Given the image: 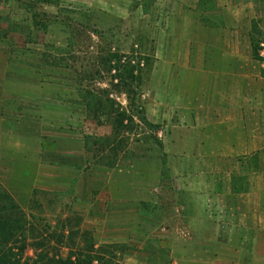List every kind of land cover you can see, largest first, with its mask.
<instances>
[{"label": "crops", "instance_id": "obj_1", "mask_svg": "<svg viewBox=\"0 0 264 264\" xmlns=\"http://www.w3.org/2000/svg\"><path fill=\"white\" fill-rule=\"evenodd\" d=\"M202 1L171 0L180 16L171 23L187 35L175 31L167 42L197 43L182 70L206 76L163 140V153L177 161L167 170L183 210L176 213L183 224L173 228L143 210L158 197L164 162L133 165L140 184L128 177L121 157L114 165L96 162L80 128L79 101L46 98L39 73L14 68L12 49L0 44V246L16 250L24 243L31 250L38 217L56 224L44 235L55 230L49 242L63 261L87 249L116 250L111 264H241L250 253V264H264V214L256 207L264 198L257 189L264 188V84L251 81L255 68H241V59H250L241 51V34L255 0ZM196 13L199 18H188ZM186 52L176 58H190ZM172 69L180 72L177 64ZM109 135L98 139L106 144ZM253 156L258 169L249 163Z\"/></svg>", "mask_w": 264, "mask_h": 264}, {"label": "rangeland", "instance_id": "obj_2", "mask_svg": "<svg viewBox=\"0 0 264 264\" xmlns=\"http://www.w3.org/2000/svg\"><path fill=\"white\" fill-rule=\"evenodd\" d=\"M202 2L210 5L213 0ZM173 7L171 0H0V44L12 49L13 67H28L39 73L46 98L79 101L80 128L88 134L86 145L95 151L96 162L114 165L121 157L135 184L140 183L133 165L143 162L146 167L164 162L158 197L144 203L143 210L148 215L157 213L155 217L161 220L167 219L165 224L171 228L183 224L176 215L183 210L178 208L175 188L171 186L173 177L167 170L168 164L177 161L163 153V140L167 128L178 124L185 99L200 95L206 77L182 70V66L193 61L192 51L198 49L197 43L167 42L169 34L173 36L175 31L187 35V30L172 25L171 21L180 17L174 15ZM211 12L207 16L213 19ZM199 13L188 18H199ZM245 22L248 28L241 34V51L250 59L242 58L241 68H255L251 81L264 84V0H255ZM190 30L197 34L198 29ZM192 32L188 31L189 37ZM176 48L181 53H175ZM184 50H191V57L176 58ZM175 64L180 72L172 69ZM124 65L138 75L135 82L125 81L127 86L122 83ZM244 77L241 75V81ZM244 80L248 81V77ZM47 107L50 116L53 108ZM118 112L126 114L123 122L115 117ZM85 113L91 115L89 122H82ZM108 133L106 144L98 139ZM249 163L258 169L259 157L253 156ZM262 196L256 207L264 214ZM257 224L262 226L261 222ZM53 226L56 224L35 218L31 250L24 243L17 245L16 250L0 246V264H111L117 258L113 257L116 250L95 253L79 249L63 261L49 242L56 239L55 230L48 237L44 235ZM68 238L74 242L72 236ZM223 252L230 257V252ZM110 254L111 259L107 257ZM249 256L241 257V264Z\"/></svg>", "mask_w": 264, "mask_h": 264}, {"label": "trees", "instance_id": "obj_3", "mask_svg": "<svg viewBox=\"0 0 264 264\" xmlns=\"http://www.w3.org/2000/svg\"><path fill=\"white\" fill-rule=\"evenodd\" d=\"M123 68H124V72H123L122 75L125 78L122 81L123 85H126L127 86V83L125 81H128V82L134 81L135 82L136 79H138V75L137 74H134L133 72H131V69H130L129 66L124 65ZM127 98L129 99L130 97L128 96ZM129 102H130V105L129 106L132 107L134 105V104H132V99H130ZM115 117L120 118L121 119V122H123V120L126 119V114L125 113H122V112H118V113H116V116Z\"/></svg>", "mask_w": 264, "mask_h": 264}]
</instances>
